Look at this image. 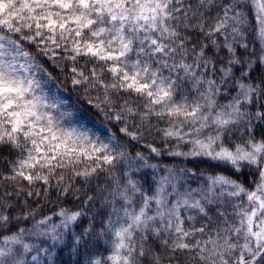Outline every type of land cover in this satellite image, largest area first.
Wrapping results in <instances>:
<instances>
[{"label":"snow or ice","instance_id":"snow-or-ice-1","mask_svg":"<svg viewBox=\"0 0 264 264\" xmlns=\"http://www.w3.org/2000/svg\"><path fill=\"white\" fill-rule=\"evenodd\" d=\"M0 264H264V0H0Z\"/></svg>","mask_w":264,"mask_h":264},{"label":"trees","instance_id":"trees-1","mask_svg":"<svg viewBox=\"0 0 264 264\" xmlns=\"http://www.w3.org/2000/svg\"><path fill=\"white\" fill-rule=\"evenodd\" d=\"M55 83L57 84V86H59V93L58 94L62 98H67L71 102V104L76 105L77 107H82L81 102L79 100H77V94L76 93H72V92L67 91L66 88H64L63 86H60V82L59 81H56ZM96 122H97V124H99V120H97ZM190 166L191 165H189V167ZM51 210L52 209L50 207H46L44 209L46 214H50Z\"/></svg>","mask_w":264,"mask_h":264}]
</instances>
